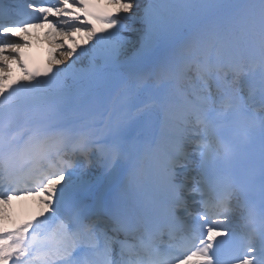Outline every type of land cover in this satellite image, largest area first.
<instances>
[{"label":"snow or ice","instance_id":"1","mask_svg":"<svg viewBox=\"0 0 264 264\" xmlns=\"http://www.w3.org/2000/svg\"><path fill=\"white\" fill-rule=\"evenodd\" d=\"M0 264H264V0H0Z\"/></svg>","mask_w":264,"mask_h":264},{"label":"bare ground","instance_id":"2","mask_svg":"<svg viewBox=\"0 0 264 264\" xmlns=\"http://www.w3.org/2000/svg\"><path fill=\"white\" fill-rule=\"evenodd\" d=\"M39 41V43H45L47 44V37L46 35L43 36L42 39L40 40H37ZM48 48V45L46 46ZM30 57H31V62L33 64V66H41L43 64V61L40 60L38 57H34L33 54L29 53ZM38 64H37V63ZM16 70H14L15 72ZM93 174L95 176L99 175V174H96L95 172H93ZM28 203H31L29 201H27ZM35 209V210H34ZM40 211V206L37 208V207H32L27 205V204H24V203H19V204H15L12 203L10 206H8V212H9V220L6 222L7 226L8 227H11L13 223H15L16 220H18L19 216L18 215H23V216H28V218L30 219V217H32L33 215H36L38 212ZM12 221V222H11Z\"/></svg>","mask_w":264,"mask_h":264},{"label":"rangeland","instance_id":"3","mask_svg":"<svg viewBox=\"0 0 264 264\" xmlns=\"http://www.w3.org/2000/svg\"><path fill=\"white\" fill-rule=\"evenodd\" d=\"M90 171V169L88 170V172ZM40 206V205H39ZM39 206H37V207H39ZM33 207V206H32ZM25 217V219H28V217L27 216H24Z\"/></svg>","mask_w":264,"mask_h":264}]
</instances>
